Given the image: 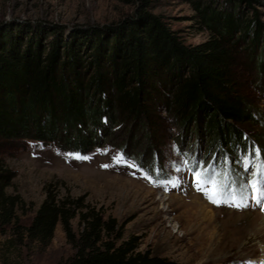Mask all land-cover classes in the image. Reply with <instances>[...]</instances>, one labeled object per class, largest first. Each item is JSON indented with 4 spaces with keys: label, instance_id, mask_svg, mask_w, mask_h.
Listing matches in <instances>:
<instances>
[{
    "label": "trees",
    "instance_id": "1",
    "mask_svg": "<svg viewBox=\"0 0 264 264\" xmlns=\"http://www.w3.org/2000/svg\"><path fill=\"white\" fill-rule=\"evenodd\" d=\"M256 1L198 5L211 34L195 45L146 11L147 0L111 34L93 27L66 38L59 25L0 24V139L58 143L87 155L109 145L108 136L125 121H147L156 103L153 95L161 94L158 84L170 83L169 102L178 126L203 132L205 153L214 152L208 171L215 170L217 153L234 168L233 159L238 163L241 156H256L264 142L262 133L253 138L249 132L250 125L263 121L239 89L237 69L238 55L247 51L264 73V21ZM170 104L166 108L171 111ZM117 148L147 176L156 179L162 173L164 158L156 150L145 161L144 153L129 151L127 142ZM260 171L258 164L254 181L264 179L257 175ZM13 178L0 158V233H12L17 243L47 246L60 223L75 252L59 264H179L139 250V237L124 238L115 218L105 217L82 197H60L50 187L30 223L23 224L18 209L24 201L7 191ZM76 217L82 225L78 233L72 225Z\"/></svg>",
    "mask_w": 264,
    "mask_h": 264
},
{
    "label": "rangeland",
    "instance_id": "2",
    "mask_svg": "<svg viewBox=\"0 0 264 264\" xmlns=\"http://www.w3.org/2000/svg\"><path fill=\"white\" fill-rule=\"evenodd\" d=\"M206 1L147 0L144 8L161 16L186 44L195 45L211 34L197 9ZM215 1L220 6L224 0ZM140 5L141 0H0V24L59 25L66 38L93 27L111 34L124 19L136 16ZM242 5L251 15L249 6ZM254 7L264 21V0L254 2ZM247 53L238 55V84L263 121L249 126L254 138L256 133L264 135V73ZM158 85L161 94L153 95L156 103L147 121H125L108 136L109 145L87 155L58 143L0 139V158L14 174L7 191L24 201V208L18 209L20 221L30 223L50 187L60 197H82L105 217L115 218L123 226L124 238L139 237L141 251L179 264H264V205L253 198L251 188L258 164L264 163V142L256 156H241L238 163L233 159L234 168L227 167L224 155L216 154L215 171H230L236 184L251 195L246 207L213 203L198 188L194 173L208 171L214 152L205 153L208 144L203 132L198 135L194 128L178 126L169 102L170 83ZM169 104L171 111L166 108ZM126 142L129 151L143 152L145 161L155 150L163 156L158 178H149L124 156L117 163L116 157L122 155L117 146ZM76 155L88 158L76 159ZM72 225L76 233L82 228L78 217ZM16 237L0 233V264H59L75 252L60 223L47 246L20 244Z\"/></svg>",
    "mask_w": 264,
    "mask_h": 264
},
{
    "label": "snow or ice",
    "instance_id": "3",
    "mask_svg": "<svg viewBox=\"0 0 264 264\" xmlns=\"http://www.w3.org/2000/svg\"><path fill=\"white\" fill-rule=\"evenodd\" d=\"M76 159H87L88 157L75 156ZM117 163L124 160L123 155L116 157ZM135 166V165H129ZM197 179L198 188L206 193L208 198L216 204L227 203L237 208L246 207L249 194L246 187L239 186L231 178L228 170L221 171H197L194 173ZM258 176H264V163ZM150 178V177H149ZM253 192L257 193V203H264V179H257L251 184Z\"/></svg>",
    "mask_w": 264,
    "mask_h": 264
}]
</instances>
